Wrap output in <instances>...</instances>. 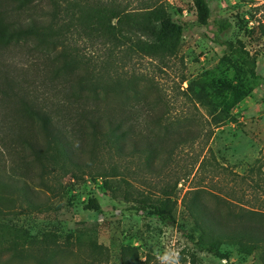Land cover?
Here are the masks:
<instances>
[{
    "label": "rangeland",
    "instance_id": "1",
    "mask_svg": "<svg viewBox=\"0 0 264 264\" xmlns=\"http://www.w3.org/2000/svg\"><path fill=\"white\" fill-rule=\"evenodd\" d=\"M117 1L134 11L156 0ZM162 1L184 25L175 54L145 55L126 46L111 51L101 45L87 53L90 66L79 63L92 71L93 79L120 82L107 96L121 108L111 115H132L144 125L124 134L122 147L107 142L104 130L95 136L85 129L67 159L43 162L24 150L23 160L16 161L25 176L0 188L8 198L1 218L32 233L52 229L91 237L109 248L114 264L121 263L127 244L160 264L158 256L172 247L180 250L179 264H186L192 253L207 264H264V247L255 249L246 239L226 238L216 243V251L200 248L188 237L187 232L197 235L198 228L185 206L198 203L224 225L264 229V80L253 78L215 41L217 21L228 20L230 26L219 37L244 42L257 54L264 78V0H208L209 26L197 23L192 0ZM79 45L89 43L80 39ZM130 106L136 108L130 111ZM6 158L0 172L11 176L14 162ZM91 198L101 210L87 207ZM161 199L173 204L177 224L136 209ZM82 251L79 258L66 256L59 264L84 263L85 246ZM0 260L34 264L33 258L19 261L8 255Z\"/></svg>",
    "mask_w": 264,
    "mask_h": 264
},
{
    "label": "trees",
    "instance_id": "2",
    "mask_svg": "<svg viewBox=\"0 0 264 264\" xmlns=\"http://www.w3.org/2000/svg\"><path fill=\"white\" fill-rule=\"evenodd\" d=\"M192 1L197 23L209 26L212 10L208 0ZM216 24L215 41L262 82L257 54L242 41L234 43L219 37L230 26L228 20ZM183 34L184 25L172 17L162 0L134 11L117 0H0V167L6 169L9 156L16 175L0 172L1 190L11 187L17 177L25 176L16 161L23 160L24 150L43 162L67 159L78 145L76 136H83L85 129H91L95 136L104 130L107 142L122 147L123 135H131L134 128L144 125L132 115L123 119L109 113L121 109L113 107L107 98L120 82L111 84L103 76L91 77L87 67L91 49L105 45L114 51L126 46L145 55H172ZM80 39L89 45L82 47ZM83 61L87 66L81 68L79 63ZM126 120L129 125L125 127ZM148 152L152 154L153 149L148 148ZM7 199L0 195V258L8 255L19 261L33 258L34 264H59L66 256L79 258L85 246L86 257L79 264H114L109 248L91 237L63 235L52 229L32 233L5 221L1 217ZM185 206L198 228L197 235L187 232L188 237L200 248L208 246L210 251H216V243L226 238L249 240L255 249L264 247V229L258 225L231 227L213 214L204 213L198 203ZM87 207L101 210L96 198H91ZM136 209H143L165 224H177L170 200L144 201ZM0 264L10 263L0 260ZM120 264L160 263L151 254L141 256L136 246L127 244L121 249ZM186 264L207 263L192 253Z\"/></svg>",
    "mask_w": 264,
    "mask_h": 264
},
{
    "label": "clouds",
    "instance_id": "3",
    "mask_svg": "<svg viewBox=\"0 0 264 264\" xmlns=\"http://www.w3.org/2000/svg\"><path fill=\"white\" fill-rule=\"evenodd\" d=\"M179 249L172 247L170 249H166L164 256L161 258L158 256V259L162 260V264L164 261H171V264H179Z\"/></svg>",
    "mask_w": 264,
    "mask_h": 264
}]
</instances>
